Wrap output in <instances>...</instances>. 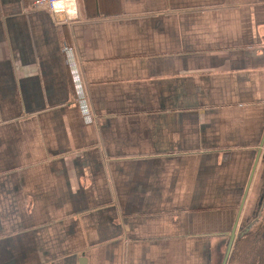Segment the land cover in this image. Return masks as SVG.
<instances>
[{"label": "crops", "instance_id": "obj_1", "mask_svg": "<svg viewBox=\"0 0 264 264\" xmlns=\"http://www.w3.org/2000/svg\"><path fill=\"white\" fill-rule=\"evenodd\" d=\"M263 136L264 0H0V264H222Z\"/></svg>", "mask_w": 264, "mask_h": 264}, {"label": "rangeland", "instance_id": "obj_2", "mask_svg": "<svg viewBox=\"0 0 264 264\" xmlns=\"http://www.w3.org/2000/svg\"><path fill=\"white\" fill-rule=\"evenodd\" d=\"M256 183L257 188L246 201L229 264H264V179ZM259 201L263 203L260 206Z\"/></svg>", "mask_w": 264, "mask_h": 264}, {"label": "water", "instance_id": "obj_3", "mask_svg": "<svg viewBox=\"0 0 264 264\" xmlns=\"http://www.w3.org/2000/svg\"><path fill=\"white\" fill-rule=\"evenodd\" d=\"M263 142H264V136H263V140L261 142V145H260L259 149L257 150V155H256V159H255V162H254V167H253V171H252L251 176H253V172H254V170H255V168L257 166V163H258V160H259V157H260V153H261V148L263 146ZM251 178H250V181H251ZM250 181H249V183H248V185L246 187V191H245L244 196H243V199L241 201L240 208H239V211H238V215H237V218H236V222H235L234 227H233V229H232V231L230 233L229 242H228V245H227V248H226V252H225V255H224V259H223V263L222 264H226V262L228 260V257L230 255V252H231V249H232V246H233V241H234V238H235L237 221L239 219L240 212H241V210L243 208V205H244V202L246 200V196H247V192H248V189H249ZM80 264H85L84 259L82 261H80Z\"/></svg>", "mask_w": 264, "mask_h": 264}, {"label": "built area", "instance_id": "obj_4", "mask_svg": "<svg viewBox=\"0 0 264 264\" xmlns=\"http://www.w3.org/2000/svg\"><path fill=\"white\" fill-rule=\"evenodd\" d=\"M32 10H44L54 13L62 2L70 0H28Z\"/></svg>", "mask_w": 264, "mask_h": 264}, {"label": "flooded vegetation", "instance_id": "obj_5", "mask_svg": "<svg viewBox=\"0 0 264 264\" xmlns=\"http://www.w3.org/2000/svg\"><path fill=\"white\" fill-rule=\"evenodd\" d=\"M259 202H260V201H259ZM261 204H263V203L260 202V203L258 204V206H260ZM242 234L244 235V234H246V232L244 231Z\"/></svg>", "mask_w": 264, "mask_h": 264}]
</instances>
